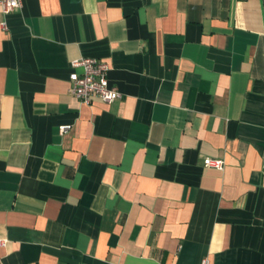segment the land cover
<instances>
[{
	"label": "crops",
	"instance_id": "crops-1",
	"mask_svg": "<svg viewBox=\"0 0 264 264\" xmlns=\"http://www.w3.org/2000/svg\"><path fill=\"white\" fill-rule=\"evenodd\" d=\"M80 57L118 99L68 92ZM0 240V264H264V0L0 9Z\"/></svg>",
	"mask_w": 264,
	"mask_h": 264
},
{
	"label": "built area",
	"instance_id": "built-area-1",
	"mask_svg": "<svg viewBox=\"0 0 264 264\" xmlns=\"http://www.w3.org/2000/svg\"><path fill=\"white\" fill-rule=\"evenodd\" d=\"M21 5V0H0V9L3 14H8L17 10ZM3 27H5L3 23ZM73 70L69 73L68 92L79 101L89 104L97 98L105 103H111L121 95L117 88L110 84L108 80L109 63L95 57H80L71 63ZM69 126L59 127L61 132ZM207 166L222 170L224 167L223 159H208ZM5 243L0 240V245Z\"/></svg>",
	"mask_w": 264,
	"mask_h": 264
}]
</instances>
